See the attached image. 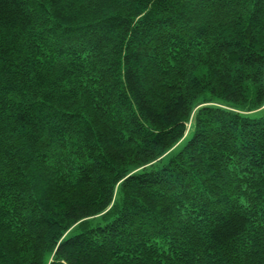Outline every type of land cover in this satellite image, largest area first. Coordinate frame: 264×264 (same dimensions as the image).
<instances>
[{
  "label": "trees",
  "instance_id": "16d2710c",
  "mask_svg": "<svg viewBox=\"0 0 264 264\" xmlns=\"http://www.w3.org/2000/svg\"><path fill=\"white\" fill-rule=\"evenodd\" d=\"M0 264H264V0H0Z\"/></svg>",
  "mask_w": 264,
  "mask_h": 264
},
{
  "label": "rangeland",
  "instance_id": "374dc122",
  "mask_svg": "<svg viewBox=\"0 0 264 264\" xmlns=\"http://www.w3.org/2000/svg\"><path fill=\"white\" fill-rule=\"evenodd\" d=\"M190 123V122H189ZM189 123H188V125H189ZM189 130H190V128H189ZM189 130L187 131V133H186V136L185 137H187V135L189 134ZM184 140V139H183ZM185 140H186V138H185Z\"/></svg>",
  "mask_w": 264,
  "mask_h": 264
}]
</instances>
